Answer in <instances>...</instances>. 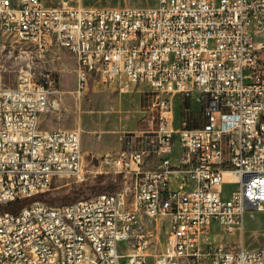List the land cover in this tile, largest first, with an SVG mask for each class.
<instances>
[{
  "label": "built area",
  "instance_id": "1",
  "mask_svg": "<svg viewBox=\"0 0 264 264\" xmlns=\"http://www.w3.org/2000/svg\"><path fill=\"white\" fill-rule=\"evenodd\" d=\"M0 28L31 47L14 87L0 66V205L58 178L85 179L81 128L40 127L64 94L51 71L32 69L53 42L74 55L77 98L94 79L118 92L144 86L148 96L143 144L93 158L121 176L119 186L0 211V264H264V247L216 240L264 211V0H0ZM178 94L203 97L201 125L174 124ZM176 173L180 186L171 188ZM142 217L166 222L160 248L137 230Z\"/></svg>",
  "mask_w": 264,
  "mask_h": 264
},
{
  "label": "rangeland",
  "instance_id": "2",
  "mask_svg": "<svg viewBox=\"0 0 264 264\" xmlns=\"http://www.w3.org/2000/svg\"><path fill=\"white\" fill-rule=\"evenodd\" d=\"M47 5H57L66 2L85 6H148L156 0H43ZM31 47L18 37L0 28V66L3 71V83L7 87L17 84L18 69L25 65L26 54ZM74 55L66 48L58 46L55 42L44 57H34L32 69L37 73L48 69L58 77V86L64 91L60 111L45 114L40 121L41 128H74L79 126L82 130L81 141L83 151V166L85 179L75 181L72 178H58L47 192L53 203L59 206L80 198H86L105 190L116 189L121 176L114 172H107L106 168H96L94 156L122 147H139L138 141L141 133L137 130L124 132L129 121L128 118H140L144 107L148 104L146 87L142 86L140 94L142 101L135 99L136 88L129 92H118L101 80H90L88 90L76 97L72 92L76 87V74ZM138 93V92H137ZM118 123V125H117ZM137 134L128 142L130 136ZM93 156V157H92ZM232 187L226 185V189ZM42 201V200H41ZM137 226L141 233L150 235L154 240L155 248H160L166 237L167 224L159 218L146 219ZM158 223V228L156 224ZM216 240L229 248L264 247V211L247 213L242 226L230 234H218Z\"/></svg>",
  "mask_w": 264,
  "mask_h": 264
},
{
  "label": "crops",
  "instance_id": "3",
  "mask_svg": "<svg viewBox=\"0 0 264 264\" xmlns=\"http://www.w3.org/2000/svg\"><path fill=\"white\" fill-rule=\"evenodd\" d=\"M141 87L142 86H137L136 92H135V99L139 103H141V101H142L141 94H140V91H141L140 88ZM185 99L186 98H184L182 95H179V94L175 95L173 98L172 112L174 115V118H173L174 124L178 125L181 121L185 120L189 126L201 125L205 120L203 109H202V106L204 103L203 97H198L196 95L191 99H186V100H188V108L184 111L183 101ZM142 113H143V111H142ZM143 114L140 118H128L129 124H128L127 128L124 130V132L137 130V127L140 126L138 131L142 135V130L146 126L145 121H144L145 118H142ZM117 125H118V123H117ZM126 135L130 136V138H128V142H131L132 137L137 135V134H130V135L126 134ZM144 140H145V137L141 136V138H139V141H138V146H141L143 144ZM124 147L121 146V148H124ZM179 153H180V150L178 148H175V150L173 152V158H175V160L178 158ZM155 163H156L155 158L151 157L148 160H146L145 166L148 168H151V167H154ZM180 175H181L180 173H176L170 179L169 186L171 188H178L180 186V183H179V176ZM190 185H193V184H190Z\"/></svg>",
  "mask_w": 264,
  "mask_h": 264
},
{
  "label": "trees",
  "instance_id": "4",
  "mask_svg": "<svg viewBox=\"0 0 264 264\" xmlns=\"http://www.w3.org/2000/svg\"><path fill=\"white\" fill-rule=\"evenodd\" d=\"M188 108V100L183 101V109L184 111ZM33 200H42L46 201L49 204L53 203V200L50 198L47 192H40L36 193L32 196L26 197V198H20L12 200L6 204L0 205V211H10V212H16L24 205L30 203Z\"/></svg>",
  "mask_w": 264,
  "mask_h": 264
}]
</instances>
